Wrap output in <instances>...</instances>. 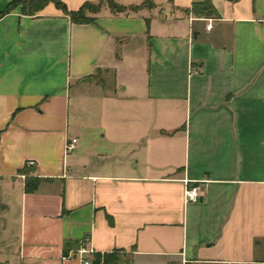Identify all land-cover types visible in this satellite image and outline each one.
Instances as JSON below:
<instances>
[{"label":"crops","instance_id":"crops-1","mask_svg":"<svg viewBox=\"0 0 264 264\" xmlns=\"http://www.w3.org/2000/svg\"><path fill=\"white\" fill-rule=\"evenodd\" d=\"M114 1L0 16V264H264V0Z\"/></svg>","mask_w":264,"mask_h":264},{"label":"trees","instance_id":"trees-1","mask_svg":"<svg viewBox=\"0 0 264 264\" xmlns=\"http://www.w3.org/2000/svg\"><path fill=\"white\" fill-rule=\"evenodd\" d=\"M50 1H54L66 14L70 16L75 23H90L94 22V15L98 13L104 3H108L112 10L121 12L127 9V7L116 3L114 0H100L98 3L85 2L78 10L70 11L67 6L61 0H12L8 3L7 7L0 12V16H4L11 12L18 6L22 7V12L28 15H36L40 10H42ZM146 4V3H144ZM137 8V7H132ZM192 11L198 15H218V12L213 4V0H204L202 2L194 3L192 6ZM25 173L28 172L25 168L20 170ZM39 179L28 178L26 180V190L33 191L37 188ZM70 244L66 245L65 253H68ZM101 254L96 253L93 260V264H100ZM105 264H112L110 256L108 254L104 255Z\"/></svg>","mask_w":264,"mask_h":264},{"label":"built area","instance_id":"built-area-1","mask_svg":"<svg viewBox=\"0 0 264 264\" xmlns=\"http://www.w3.org/2000/svg\"><path fill=\"white\" fill-rule=\"evenodd\" d=\"M208 27L211 28L212 24L210 23ZM77 142H78V138L70 139L66 143L67 152H71L72 150H74L77 145ZM27 164L34 165L35 161L31 160ZM203 191H204V186H202L201 183L199 182L193 183L187 180L184 191L185 200L189 202H197L199 201ZM92 252H93L92 249H88L85 246H81L79 249H77L76 253L80 258L81 264H92V261L86 258V255ZM100 264H104V260L101 259Z\"/></svg>","mask_w":264,"mask_h":264},{"label":"rangeland","instance_id":"rangeland-1","mask_svg":"<svg viewBox=\"0 0 264 264\" xmlns=\"http://www.w3.org/2000/svg\"><path fill=\"white\" fill-rule=\"evenodd\" d=\"M143 6H146V7H151L152 5L150 3H146V4H143ZM259 249H262V251H264V239L263 241H261V244L259 245Z\"/></svg>","mask_w":264,"mask_h":264}]
</instances>
